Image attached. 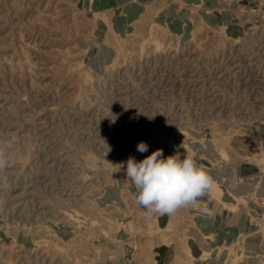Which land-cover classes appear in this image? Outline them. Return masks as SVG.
Returning a JSON list of instances; mask_svg holds the SVG:
<instances>
[{
    "label": "rangeland",
    "instance_id": "obj_1",
    "mask_svg": "<svg viewBox=\"0 0 264 264\" xmlns=\"http://www.w3.org/2000/svg\"><path fill=\"white\" fill-rule=\"evenodd\" d=\"M13 135L0 264H264V0H0ZM157 149L213 180L173 215L126 176Z\"/></svg>",
    "mask_w": 264,
    "mask_h": 264
},
{
    "label": "clouds",
    "instance_id": "obj_2",
    "mask_svg": "<svg viewBox=\"0 0 264 264\" xmlns=\"http://www.w3.org/2000/svg\"><path fill=\"white\" fill-rule=\"evenodd\" d=\"M16 142L13 135L0 143V171L11 165L7 149ZM137 151L148 152L145 142L137 144ZM126 176L137 190L136 203L148 213L173 215L180 208L194 203L211 188L212 177L192 158L179 154L164 158L157 149L142 161L130 157L126 161ZM0 189L9 190L10 184L0 180Z\"/></svg>",
    "mask_w": 264,
    "mask_h": 264
},
{
    "label": "bare ground",
    "instance_id": "obj_3",
    "mask_svg": "<svg viewBox=\"0 0 264 264\" xmlns=\"http://www.w3.org/2000/svg\"><path fill=\"white\" fill-rule=\"evenodd\" d=\"M107 1V0H106ZM247 63H249V62H247ZM248 65V64H247ZM250 65V64H249ZM249 65L247 66V67H249ZM252 66V65H251ZM250 66V67H251ZM260 71V70H259ZM142 73V72H141ZM246 79V78H245ZM248 79V78H247ZM250 80V79H249ZM241 81H242V83H241V85H244V86H246V85H251V81H247V80H244L243 78L241 79ZM176 83V82H175ZM179 83V82H178ZM257 84V83H256ZM253 85H254V83H253ZM180 86H181V84H180ZM145 87V86H144ZM245 89V88H244ZM241 91V90H240ZM190 98V97H189ZM198 99V98H197ZM129 109V108H128Z\"/></svg>",
    "mask_w": 264,
    "mask_h": 264
}]
</instances>
